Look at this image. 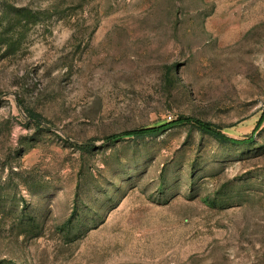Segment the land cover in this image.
<instances>
[{
	"label": "rangeland",
	"instance_id": "obj_1",
	"mask_svg": "<svg viewBox=\"0 0 264 264\" xmlns=\"http://www.w3.org/2000/svg\"><path fill=\"white\" fill-rule=\"evenodd\" d=\"M0 264H264V0H0Z\"/></svg>",
	"mask_w": 264,
	"mask_h": 264
},
{
	"label": "trees",
	"instance_id": "obj_2",
	"mask_svg": "<svg viewBox=\"0 0 264 264\" xmlns=\"http://www.w3.org/2000/svg\"><path fill=\"white\" fill-rule=\"evenodd\" d=\"M30 115H32V118H34L38 123L41 122L39 114L31 112ZM184 122H193L197 126H199L201 129H203V130L211 133L213 136L220 138V139H223V140H230V141H234V142L246 141V139H236L234 137L228 136L225 132H223L222 129L216 127L215 125H213L209 122H205V121H202L201 119L193 118L191 116H183V115L178 116L177 118L167 120L163 123L148 125V126H143V127H137V128H133V129L124 131L122 133H115V134L109 135L107 138L108 139H114V138H117L123 134L133 135L135 137L149 136V135L159 133L163 130H166V129H168V128L176 125V124H180V123H184ZM247 140H249V139H247Z\"/></svg>",
	"mask_w": 264,
	"mask_h": 264
}]
</instances>
